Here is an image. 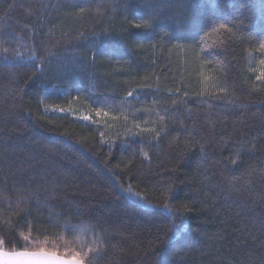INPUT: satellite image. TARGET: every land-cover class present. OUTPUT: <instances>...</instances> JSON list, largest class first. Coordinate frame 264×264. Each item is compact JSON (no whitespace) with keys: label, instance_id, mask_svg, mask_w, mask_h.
Segmentation results:
<instances>
[{"label":"trees","instance_id":"obj_1","mask_svg":"<svg viewBox=\"0 0 264 264\" xmlns=\"http://www.w3.org/2000/svg\"><path fill=\"white\" fill-rule=\"evenodd\" d=\"M262 42L264 0H0V250L264 264Z\"/></svg>","mask_w":264,"mask_h":264},{"label":"snow or ice","instance_id":"obj_2","mask_svg":"<svg viewBox=\"0 0 264 264\" xmlns=\"http://www.w3.org/2000/svg\"><path fill=\"white\" fill-rule=\"evenodd\" d=\"M82 14V13H81ZM133 27L136 28H147V24H135ZM260 50L264 52V42L260 44ZM260 68L262 69L259 74L256 76V79L258 81H264V59L259 61ZM129 96L132 95L131 92L128 93ZM96 116H108V113L97 111L95 113ZM83 120H88V116L81 117ZM133 127L140 129L139 124H134ZM141 131H149V129H140ZM232 163L235 164L236 160H232ZM19 206V205H18ZM186 207V206H185ZM25 241L29 239L28 236L24 237ZM8 242L6 239H0V244H4ZM92 249L89 248V252H91ZM0 257H3L5 264H11V262H17V264H51V262L58 261L59 257H55L49 253L44 252L43 250L38 252H29L27 250L25 251H19V252H0ZM93 259L88 260V264H93ZM59 264H68L66 261H60ZM72 264H85V258H80L79 256H73L72 258Z\"/></svg>","mask_w":264,"mask_h":264},{"label":"water","instance_id":"obj_3","mask_svg":"<svg viewBox=\"0 0 264 264\" xmlns=\"http://www.w3.org/2000/svg\"><path fill=\"white\" fill-rule=\"evenodd\" d=\"M0 252H6V251L0 250ZM8 253H13V252H8ZM46 253H49V252H46ZM49 254H51L55 257H59L58 261L51 262V264H59L60 261H66V262H68V264H72V259L62 257V256L52 254V253H49ZM0 264H5L3 257H0ZM11 264H17V262L14 261V262H11Z\"/></svg>","mask_w":264,"mask_h":264}]
</instances>
